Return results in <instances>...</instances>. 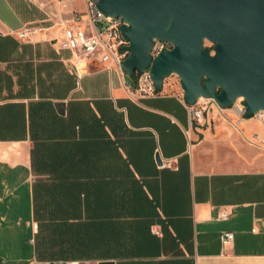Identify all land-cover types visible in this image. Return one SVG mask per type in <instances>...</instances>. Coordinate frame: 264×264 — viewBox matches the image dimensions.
<instances>
[{
  "label": "crops",
  "instance_id": "obj_1",
  "mask_svg": "<svg viewBox=\"0 0 264 264\" xmlns=\"http://www.w3.org/2000/svg\"><path fill=\"white\" fill-rule=\"evenodd\" d=\"M91 2L0 0V264H264V121L229 127L206 167L180 87L140 94L62 46L59 23L91 33Z\"/></svg>",
  "mask_w": 264,
  "mask_h": 264
},
{
  "label": "water",
  "instance_id": "obj_2",
  "mask_svg": "<svg viewBox=\"0 0 264 264\" xmlns=\"http://www.w3.org/2000/svg\"><path fill=\"white\" fill-rule=\"evenodd\" d=\"M105 16H122L129 77L147 72L158 91L173 74L187 104L212 98L221 108L245 100V117L264 111V0H92ZM154 39L174 46L151 56ZM208 40L214 44L204 47ZM158 164H162L157 156Z\"/></svg>",
  "mask_w": 264,
  "mask_h": 264
},
{
  "label": "built area",
  "instance_id": "obj_3",
  "mask_svg": "<svg viewBox=\"0 0 264 264\" xmlns=\"http://www.w3.org/2000/svg\"><path fill=\"white\" fill-rule=\"evenodd\" d=\"M90 13L92 15V31L89 34L86 30L79 26H71L65 23H59L65 33V39L62 43L64 48L70 49L74 52L76 64L89 59H97L101 63H110L109 69L112 66H116L122 69V62L124 61L125 55L123 54V48L127 46V40L122 35V26L125 21L122 17H109L100 13L95 2H91ZM80 17L76 16L73 19L74 23H78ZM97 22L104 23L102 26L98 25ZM40 30L34 25H27L16 32V35L22 40L33 39V35ZM173 44L167 41L156 39L152 48L151 55L156 58L159 53L164 49L171 50ZM137 90L140 94L146 96H152L160 94L154 85V82L150 75L141 74L137 76ZM165 83V82H164ZM187 107L191 114V124L197 130H202L204 125L209 124L213 111L224 110L217 102L212 98H200L195 104H187ZM235 111L244 117L246 114L245 106L234 104ZM264 121V111H261L254 115ZM169 162H167L168 164ZM221 218L227 220L229 213L223 210ZM264 225V219L262 220ZM253 232H257V228L253 227ZM235 235L232 232H225L221 235V242L223 246H227L234 241ZM51 264H92L90 261L81 260H69V261H55Z\"/></svg>",
  "mask_w": 264,
  "mask_h": 264
},
{
  "label": "rangeland",
  "instance_id": "obj_4",
  "mask_svg": "<svg viewBox=\"0 0 264 264\" xmlns=\"http://www.w3.org/2000/svg\"><path fill=\"white\" fill-rule=\"evenodd\" d=\"M123 26H129V25L125 21V24ZM154 41H156V39H154ZM127 43H128L127 46H129L130 42L127 41ZM213 46L214 44L208 40H206L204 43V47L211 48V55H215ZM129 53L130 51L128 50L123 51V54L125 55L124 60L127 58ZM144 74L150 75V69H148L147 72H144ZM165 81L171 83L172 85H177L178 87L181 88V81L177 74L171 75ZM236 104L239 106L240 105L244 106L245 104L244 98L243 97L239 98ZM224 109L225 110H220V111L215 109L213 111L209 124L203 126L201 130L202 134L200 138H198V140H196L194 143L195 145L194 153L198 155L201 162L208 168L217 167L221 163V159L222 157H224V154L230 152L229 146L225 145V141L231 138V134L228 128L229 127L237 128V126L240 127L238 124L241 121L242 117L235 111L234 107L230 106ZM254 144L257 147L258 146L262 147L261 144L258 142H254Z\"/></svg>",
  "mask_w": 264,
  "mask_h": 264
},
{
  "label": "bare ground",
  "instance_id": "obj_5",
  "mask_svg": "<svg viewBox=\"0 0 264 264\" xmlns=\"http://www.w3.org/2000/svg\"><path fill=\"white\" fill-rule=\"evenodd\" d=\"M168 50V49H167Z\"/></svg>",
  "mask_w": 264,
  "mask_h": 264
}]
</instances>
